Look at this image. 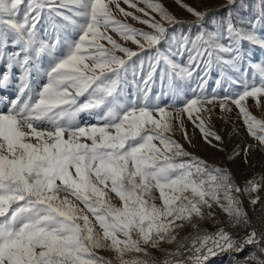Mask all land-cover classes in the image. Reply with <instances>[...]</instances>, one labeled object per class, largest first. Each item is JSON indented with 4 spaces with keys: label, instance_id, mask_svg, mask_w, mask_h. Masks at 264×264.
<instances>
[{
    "label": "snow or ice",
    "instance_id": "1",
    "mask_svg": "<svg viewBox=\"0 0 264 264\" xmlns=\"http://www.w3.org/2000/svg\"><path fill=\"white\" fill-rule=\"evenodd\" d=\"M172 3L187 17L163 0H0V264H264V212L245 208L264 209V173L238 184L186 127L226 152L210 125L234 107L253 143L226 160L264 152L248 104L264 113V0Z\"/></svg>",
    "mask_w": 264,
    "mask_h": 264
},
{
    "label": "rangeland",
    "instance_id": "2",
    "mask_svg": "<svg viewBox=\"0 0 264 264\" xmlns=\"http://www.w3.org/2000/svg\"><path fill=\"white\" fill-rule=\"evenodd\" d=\"M163 2L169 7L171 11L175 12L178 16L187 17V13L180 11L172 3V0H163ZM187 2L193 3V0H187ZM223 3H225V0H201L202 7L208 8L212 11H215ZM220 14L221 15L223 14L222 9ZM261 55L262 53L258 48L254 49L252 59L254 61L258 60ZM214 87L215 84L212 81H210L209 90H211ZM13 91H14L13 86H10L7 91H0V95L12 96ZM248 104L250 106V111H252L253 114H255L258 118H264V113H262V110L257 109L256 107L253 106V101H248ZM236 111L237 110L233 107L232 113L229 114L230 119L228 120L227 124H225L224 120L214 118L213 124L210 125V127H212L213 130L217 131L220 135L224 137L226 152H219L216 149L211 148L209 145H207L201 139V135L199 131L194 129L191 123L186 122V127L189 136L193 138V142L196 144V147L189 148V151L194 152L196 155L208 160L210 163L215 162L218 165L227 166L233 172L236 182L240 185H244V183L249 179L255 178L259 180L261 173H264V152L256 151L255 153H253V155L249 158V162L247 164L244 162L242 152L241 155L237 157L234 161L229 162L226 160V155H230L232 153V150L236 148L237 145H239L242 148L245 143H249V144L253 143V141L247 136V133L244 131L241 122L237 119ZM82 118L87 119L86 116ZM233 121L235 122V127L239 129V135H231L234 126ZM176 139H178L182 144H184L185 147H188L186 141L182 139L179 132L176 133ZM261 183H264V181H261ZM252 195H256V193H253ZM259 195L261 197H264V191H261ZM251 207L252 206L248 203V201L245 200V208L246 210H248V212ZM216 211L219 213V209H216ZM208 226L209 228H211L210 223ZM186 234H187V230L184 233H182V235H186ZM101 254L105 256L109 255V253L106 251H102ZM222 254H226L227 256L218 258L209 264H232V261L230 260V255H235V254H229V253H222ZM240 255L241 257L243 256V254Z\"/></svg>",
    "mask_w": 264,
    "mask_h": 264
},
{
    "label": "built area",
    "instance_id": "3",
    "mask_svg": "<svg viewBox=\"0 0 264 264\" xmlns=\"http://www.w3.org/2000/svg\"><path fill=\"white\" fill-rule=\"evenodd\" d=\"M252 207L249 209V215L253 218L254 221L259 223V218L261 217L262 212H264V209L261 208V205H256V211L253 212Z\"/></svg>",
    "mask_w": 264,
    "mask_h": 264
},
{
    "label": "trees",
    "instance_id": "4",
    "mask_svg": "<svg viewBox=\"0 0 264 264\" xmlns=\"http://www.w3.org/2000/svg\"><path fill=\"white\" fill-rule=\"evenodd\" d=\"M233 254H234V253H233ZM224 256H227V255H226V254H220V255H218V256L212 258V259L208 262V264L211 263L212 261H214V260H216V259H218V258L224 257Z\"/></svg>",
    "mask_w": 264,
    "mask_h": 264
},
{
    "label": "crops",
    "instance_id": "5",
    "mask_svg": "<svg viewBox=\"0 0 264 264\" xmlns=\"http://www.w3.org/2000/svg\"><path fill=\"white\" fill-rule=\"evenodd\" d=\"M248 101H253L251 98Z\"/></svg>",
    "mask_w": 264,
    "mask_h": 264
}]
</instances>
